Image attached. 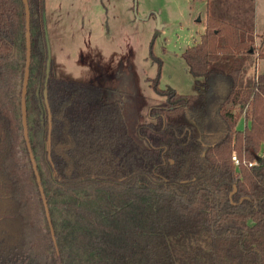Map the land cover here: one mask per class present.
I'll use <instances>...</instances> for the list:
<instances>
[{
  "label": "trees",
  "instance_id": "trees-1",
  "mask_svg": "<svg viewBox=\"0 0 264 264\" xmlns=\"http://www.w3.org/2000/svg\"><path fill=\"white\" fill-rule=\"evenodd\" d=\"M27 1L28 137L55 244L21 121L24 6L0 0V264H264V74L246 72L264 51L244 11L207 3L205 29L182 53L199 91L164 92L154 78L166 100L137 127L145 145L119 100L50 70L49 161L45 7Z\"/></svg>",
  "mask_w": 264,
  "mask_h": 264
},
{
  "label": "rangeland",
  "instance_id": "rangeland-1",
  "mask_svg": "<svg viewBox=\"0 0 264 264\" xmlns=\"http://www.w3.org/2000/svg\"><path fill=\"white\" fill-rule=\"evenodd\" d=\"M136 4V9L134 5ZM205 0H44V43L52 75L99 85L109 100H119L129 134L146 144L138 125L167 91H199L182 53L205 29ZM242 10L264 51V0H226ZM264 73V58L246 72ZM156 79L161 91L156 92ZM249 125H247L248 127ZM236 127L244 130L243 117ZM263 150L260 151V153Z\"/></svg>",
  "mask_w": 264,
  "mask_h": 264
},
{
  "label": "water",
  "instance_id": "water-1",
  "mask_svg": "<svg viewBox=\"0 0 264 264\" xmlns=\"http://www.w3.org/2000/svg\"><path fill=\"white\" fill-rule=\"evenodd\" d=\"M23 6H24V13H25V39H26V61H25V68H24V76H23V83H22V91H21V121H22V127H23V136L26 142V147L29 152V157L32 165V169L34 171L36 181L38 184V189L40 192V196L43 201L44 205V210H45V215L49 224L50 228V233L52 240L55 244V236H54V231L51 225V220H50V215L47 207V201L45 198V194L43 191V188L41 186L40 182V176L37 170V164L34 159L32 149H31V144L29 141L28 137V128H27V112H26V93H27V85H28V78H29V65H30V56H31V42H30V11H29V5L27 0H22ZM134 8L136 9V4L134 5ZM43 22H44V32H45V18L43 15ZM46 33V32H45ZM44 33V36H45ZM50 74V60L47 55L46 59V65H45V77H44V87H43V101L44 105L46 107L47 111V122H48V129H47V158L49 161H51L50 157V142H51V128H52V123H51V113H50V108L48 106V101H47V80L49 78ZM38 92V89L36 93ZM38 94V93H37ZM43 116H40V119H42ZM42 122V121H41Z\"/></svg>",
  "mask_w": 264,
  "mask_h": 264
},
{
  "label": "crops",
  "instance_id": "crops-1",
  "mask_svg": "<svg viewBox=\"0 0 264 264\" xmlns=\"http://www.w3.org/2000/svg\"><path fill=\"white\" fill-rule=\"evenodd\" d=\"M206 1V4L207 3H209V2H213V0H205ZM206 16H207V5H206ZM206 18V17H205ZM255 35V34H254ZM255 73L256 74H264L263 72H257L256 70H255ZM241 117H243L244 118V116L242 115ZM245 119V118H244ZM245 122H246V126L248 125V122L246 121V119H245ZM261 149L262 150H264V144L262 143L261 144Z\"/></svg>",
  "mask_w": 264,
  "mask_h": 264
},
{
  "label": "built area",
  "instance_id": "built-area-1",
  "mask_svg": "<svg viewBox=\"0 0 264 264\" xmlns=\"http://www.w3.org/2000/svg\"><path fill=\"white\" fill-rule=\"evenodd\" d=\"M231 158H232V160H233V162H234L235 165H238L239 164V159L237 158V156H236L235 153L232 154V157Z\"/></svg>",
  "mask_w": 264,
  "mask_h": 264
}]
</instances>
